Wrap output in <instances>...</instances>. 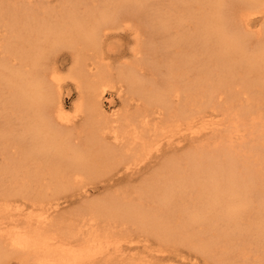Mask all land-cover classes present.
I'll list each match as a JSON object with an SVG mask.
<instances>
[{"label": "bare ground", "instance_id": "6f19581e", "mask_svg": "<svg viewBox=\"0 0 264 264\" xmlns=\"http://www.w3.org/2000/svg\"><path fill=\"white\" fill-rule=\"evenodd\" d=\"M51 2L0 0V100L9 116L2 136L12 143L4 169L16 182L0 194L32 189L40 209L0 205V264L165 257L153 263L144 259L153 254L129 247L135 231L163 241L167 259L185 247L205 264L215 255L228 264L223 256L234 249L264 264V151L247 166L231 144L207 147L204 132L220 119L203 115L223 103L252 120L262 115L264 1ZM257 14L258 48L246 52ZM90 181L102 189L134 181L137 200L119 192L90 200ZM250 214L254 226L242 220Z\"/></svg>", "mask_w": 264, "mask_h": 264}, {"label": "rangeland", "instance_id": "374dc122", "mask_svg": "<svg viewBox=\"0 0 264 264\" xmlns=\"http://www.w3.org/2000/svg\"><path fill=\"white\" fill-rule=\"evenodd\" d=\"M55 1L52 0L51 3L52 4L58 3L60 0H58V1L55 0ZM164 1L167 2L168 0H164ZM262 1H264V0H262ZM255 18H256L255 22L251 23L252 25H250V27H251L250 31H245L246 37L247 38L249 37V39H250L248 41V44H246L244 42V45H246L245 46L246 52H249V51L254 52L258 48V43L256 42V39H255L256 38L255 33H257L256 31H257L258 28H261L262 22L260 23L261 26L258 27L260 25L259 22H260L261 18H259L258 14L255 16ZM2 29L3 28L0 26V49H2V47H3L4 43H5V41L2 42V39L4 37V36H1V34H3ZM1 55H2V53H0V56ZM242 96H244V95H242ZM69 100H70L69 98H66L67 102ZM206 101L209 102V99L208 100L206 99ZM241 101H242V98H241ZM229 106L230 105H226L225 103L216 104V107H215L214 110H211L210 108L206 107V109H205L206 113L204 112L203 115H204V117H207V116H209V117H207L205 119L211 118L212 116L209 115V112L213 111L214 113L217 112V114H219V115H217V117L220 119V121L218 120V118L213 117V119L216 118L214 120H218L219 122L217 123V125H215V126L213 125L212 127H210L207 130H205V132H204V134H205L204 141H205L206 144L210 143L207 147L213 145L216 142H222V143H225V144H231L235 155L238 158H240L239 159L240 161L243 160V162L245 164H247V166L255 165L257 163V160L263 158L262 152L264 151V147L258 146L257 138H258V135H259L258 133H263V135H264V109L260 110L262 112V115H260L259 117H256L254 120H252L250 112H249L250 115L242 114L244 116L239 114L240 112L238 113L239 115L238 114H234L236 112V109H234L235 106L234 107H230V108H229ZM7 114H8L7 105L2 104L1 100H0V179L2 180V182H0V189L12 188L13 185L16 183L14 181H11V179L9 178L10 174L4 169V167H9V165H10V158H11L10 152L12 150V148H11L12 147V143L8 139L9 136H7V137L6 136H2L3 132L7 131L6 127H7L8 118H9V116H7ZM206 114H208V115L206 116ZM235 115H237V116H235ZM240 119H242V120H240ZM212 129H214V131H211ZM235 129H237V130H235ZM236 131H238V133H237L238 135H240V134L242 135V137L245 140L244 142H242L241 139H238V138L235 137L234 134H235ZM228 136H229V138H228ZM222 138H224L225 140L221 141ZM251 148H253V149H251ZM261 172L264 173V166L262 167V171ZM14 180H16V179H14ZM20 180L21 179H17L18 182H20ZM135 182L138 183L137 180ZM135 182L134 181H133V183L131 182L132 184L126 183V181H122V182L118 183L117 184L119 186L118 188H120L122 191H120V189H116L117 185L116 186L114 185L113 186L114 188H112V187L105 188V189H102V188H99V187L97 188L95 186V183H92V181H90V183L85 184L84 186L87 188L86 190H87V193L89 194V199L90 200H93V198H94V200L100 201L99 197H100V199H105L104 197H106V199H107L108 196H110L111 194H115L116 192L117 193L118 192L119 193L122 192V194H119V193L117 194L119 196H126V197H129V198H131V197L134 198L136 196V194L133 191H131V189H132L133 185H137ZM34 186L36 188L39 185H34ZM124 186L126 187V189H125ZM68 187H70V185ZM123 189H124L125 192L123 191ZM109 192H110V194H109ZM105 193H107L106 194L107 196L104 195ZM103 195H104V197H103ZM35 196H36L35 199H37L38 195H34L32 189H28V191H25L23 193L21 192L18 195L15 194V196H10V195L5 196V200L2 198V197H4V195L0 194V205H2L4 203V201H9L11 204H14V205L18 204L19 207L22 206V208L27 209L29 211H30L31 207H30V209L27 208V207H29L30 205H34L33 209L35 211L39 212L40 211V209L38 208L39 206L37 204H35L34 200H33ZM108 200H109V198H108ZM135 200H137V198H134V201ZM115 201L118 204L120 202V200H115ZM117 201H119V202H117ZM76 202L77 201H74V202L69 201L67 203H62V201H61L59 207H64V208H68V207L72 208L73 207V208H75L77 205L81 204V202H79V204H77L78 202L77 203ZM145 203H147V201ZM43 205H45V203ZM243 217H244V219H242V220H244V221H247V222H249L250 220L253 221V226H254V222L256 223L258 221V219L257 220L255 219L254 214H250L249 216H243ZM239 218H241V216ZM251 221H250V224H252ZM111 223H112V225H114L113 222H111ZM240 223L242 224L243 222H240ZM246 224L247 223L245 222V227L242 226L241 228L245 229L246 228ZM242 225H244V224H242ZM114 227H116V226H114ZM116 229H117V227H116ZM236 229L237 228H235L234 232L237 231ZM238 230H240V229H238ZM227 231H229V230H227ZM135 232H132L133 234L131 236V239H129L130 241H129L128 244H129V247L132 246V248H133V245H134V248L139 249L140 251H138V250L137 251H138V253L139 252L141 253V254L139 253L140 256H143L144 254L142 255V253H145V252L147 254L148 253L153 254L151 256H148L149 254L147 255L145 253L147 256H144V259L153 260L152 262L155 263L154 259H155V261L158 260V258H156V255L158 257V256H160V255L162 256V254H164L165 257H163L162 259L160 258V261H156L155 264H158V263L159 264L160 263H162V264H178V263L179 264H205V262L203 261L201 256L199 257V256L194 255L193 252H191V250H187V248L184 249L185 247H181L182 248L181 251L183 252V255L181 257H179V258L178 257L177 258L176 257H171L173 259H171V258L167 259V255L166 254L169 251V249L167 250V246L164 245L165 243H162L163 241H161V243H158V245H156V242L157 241L160 242V240L156 239L155 240L156 242H155L153 240L155 238H153L152 235L146 234L147 235V237H146V235H142L138 231L137 232L140 235L136 234L137 232L136 233ZM230 234H235V233H230ZM149 236H151L150 238H153V239L150 240L148 238ZM137 237H138V239H137ZM139 238L140 239L143 238V239L140 240ZM146 238H148V239H146ZM148 240H150V242ZM143 241H145V243ZM151 241L153 243H151ZM140 242H141V244H140ZM128 244L125 243V245H128ZM145 244H146V246L147 245L148 246L147 247L143 246ZM139 245H141V246H139ZM157 246L158 247L160 246V249ZM145 248H147V249H145ZM163 249L164 250L166 249L165 251H167V252H165ZM158 250H162V253L158 252ZM178 250H180V249H178ZM170 255H172V254H170ZM227 255H228L227 257L223 256V259L226 262H228V264H250L251 263V259H249V260L248 259L241 260V258L237 254V252L236 251L234 252V249H231V251L229 253H227ZM215 256H213V257H215ZM248 256H251V252L248 253ZM152 257H154V258L152 259ZM213 257H209L207 259L209 261V264H216L217 263L216 259H214ZM174 258H176V259H174ZM5 264H22V263H20V261H17L16 259H11L10 262H6Z\"/></svg>", "mask_w": 264, "mask_h": 264}]
</instances>
